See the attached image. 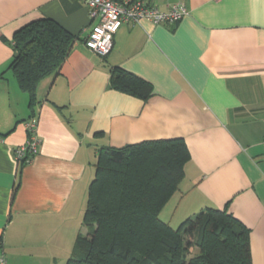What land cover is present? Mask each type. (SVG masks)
Wrapping results in <instances>:
<instances>
[{
	"label": "crops",
	"instance_id": "crops-1",
	"mask_svg": "<svg viewBox=\"0 0 264 264\" xmlns=\"http://www.w3.org/2000/svg\"><path fill=\"white\" fill-rule=\"evenodd\" d=\"M188 12L173 23H122L100 56L84 45L95 20L81 0H0V249L10 264H65L84 230L100 146L181 137L190 153L160 211L175 219L225 208L249 228L264 264V0H142ZM48 17L74 36L55 73L26 91L8 67L13 34ZM120 66L151 82L142 100L110 87ZM36 122L30 161L14 149Z\"/></svg>",
	"mask_w": 264,
	"mask_h": 264
},
{
	"label": "trees",
	"instance_id": "trees-1",
	"mask_svg": "<svg viewBox=\"0 0 264 264\" xmlns=\"http://www.w3.org/2000/svg\"><path fill=\"white\" fill-rule=\"evenodd\" d=\"M12 40L8 67L33 108L39 81L59 70L74 36L39 17L15 30ZM109 83L142 100L153 90L120 66L110 68ZM189 158L181 137L100 146L82 216L85 233H77L65 264H252L249 228L225 208L202 209L176 228L160 218Z\"/></svg>",
	"mask_w": 264,
	"mask_h": 264
},
{
	"label": "built area",
	"instance_id": "built-area-1",
	"mask_svg": "<svg viewBox=\"0 0 264 264\" xmlns=\"http://www.w3.org/2000/svg\"><path fill=\"white\" fill-rule=\"evenodd\" d=\"M88 8L89 16L95 20L84 37V45L100 56L107 55L113 46V36L124 22H141L149 20L153 23H173L180 20L187 12L181 1L171 4L167 9H160L154 4H146L142 0H81ZM28 136L25 142L14 149L19 161H30L37 151L40 141L36 133V122H25ZM0 264H10L0 249Z\"/></svg>",
	"mask_w": 264,
	"mask_h": 264
},
{
	"label": "rangeland",
	"instance_id": "rangeland-1",
	"mask_svg": "<svg viewBox=\"0 0 264 264\" xmlns=\"http://www.w3.org/2000/svg\"><path fill=\"white\" fill-rule=\"evenodd\" d=\"M186 217H183L182 219H180L179 220V218L178 219H175V220H173L172 221V224L170 223V225L172 226V227H174V228H176L178 225H179V223L182 221V220H184ZM84 226V225H83ZM81 232H84L85 233V226H84V230H82ZM197 251V247H195V246H191L190 247V254H193V253H195Z\"/></svg>",
	"mask_w": 264,
	"mask_h": 264
}]
</instances>
